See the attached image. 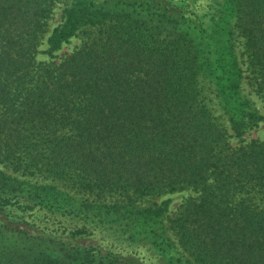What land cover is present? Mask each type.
<instances>
[{
    "label": "trees",
    "instance_id": "16d2710c",
    "mask_svg": "<svg viewBox=\"0 0 264 264\" xmlns=\"http://www.w3.org/2000/svg\"><path fill=\"white\" fill-rule=\"evenodd\" d=\"M256 100L264 0H0V264H264Z\"/></svg>",
    "mask_w": 264,
    "mask_h": 264
},
{
    "label": "rangeland",
    "instance_id": "374dc122",
    "mask_svg": "<svg viewBox=\"0 0 264 264\" xmlns=\"http://www.w3.org/2000/svg\"><path fill=\"white\" fill-rule=\"evenodd\" d=\"M163 1L169 6H178L180 0H163ZM62 7H63L62 3L56 2L51 9L50 15L48 17V31L46 32L45 37L42 39V42L39 46V50L41 51V53L39 52L37 54V58L39 59L49 58L46 55V53H44V50L46 49V44H45L46 36L50 33L52 28H54L56 25H58L61 22ZM78 43H79L78 37H75V36L70 37L66 42L62 43L57 50L52 52L53 57H51L50 59L55 60V61L58 60V57L62 53L69 52L70 50H72L74 46L78 45ZM256 103L259 109L261 110V112L264 113V106H261V104L258 101ZM263 133H264V123H260L258 128L251 130L248 135L247 134L245 135V137L253 138L255 136H261ZM231 142H234V141L232 140ZM3 170H5L7 174H12L13 176L17 175L16 173L15 174L11 173L9 169H3ZM17 177L19 179H23L29 182H34V179H31L32 177H27V176L20 177V175H18ZM186 194L187 193L185 191H178V192L165 194V195H162L154 199V201L156 202H159L162 200L166 202L167 210L164 213V217L162 218L163 223H166L168 218L172 216L171 215L172 212L175 210L177 205L183 200ZM27 212H30L31 214L28 217L25 215L24 218L27 221L34 223L36 227H38L40 230H43L45 233L49 232L51 234H54V233L57 234L60 232L61 227L64 226L65 224L72 225V220L70 221V220H66L63 218H59L61 225L58 226L57 223H54V225L53 224L51 225L50 222L53 221V219H51L50 216L49 217L47 216L48 222H46L44 220L46 217V214H45L46 210L44 208L42 209V208L35 206L34 208H32V211H27ZM22 215L23 214H21V216ZM170 236L172 235L170 234ZM128 251H129L128 252L129 254L136 257L142 264H158L155 256L149 253L148 251H146L144 248L136 247Z\"/></svg>",
    "mask_w": 264,
    "mask_h": 264
}]
</instances>
